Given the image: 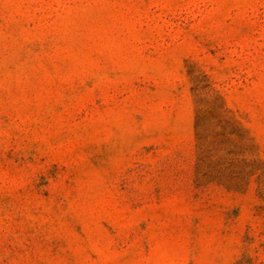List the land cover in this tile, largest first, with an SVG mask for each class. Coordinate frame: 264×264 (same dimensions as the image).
<instances>
[{
  "label": "rangeland",
  "instance_id": "1",
  "mask_svg": "<svg viewBox=\"0 0 264 264\" xmlns=\"http://www.w3.org/2000/svg\"><path fill=\"white\" fill-rule=\"evenodd\" d=\"M0 264H264V0H0Z\"/></svg>",
  "mask_w": 264,
  "mask_h": 264
}]
</instances>
